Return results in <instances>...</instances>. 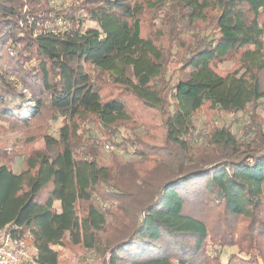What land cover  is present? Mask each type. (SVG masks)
<instances>
[{
  "label": "trees",
  "instance_id": "trees-1",
  "mask_svg": "<svg viewBox=\"0 0 264 264\" xmlns=\"http://www.w3.org/2000/svg\"><path fill=\"white\" fill-rule=\"evenodd\" d=\"M72 2L0 0V128L24 136L0 158V229L36 264H61L67 242L103 264H264V132L194 137L204 105L264 98V0ZM95 130L132 158L106 162Z\"/></svg>",
  "mask_w": 264,
  "mask_h": 264
},
{
  "label": "rangeland",
  "instance_id": "rangeland-1",
  "mask_svg": "<svg viewBox=\"0 0 264 264\" xmlns=\"http://www.w3.org/2000/svg\"><path fill=\"white\" fill-rule=\"evenodd\" d=\"M73 0H51V4L59 9L60 5H70ZM151 15H148L150 17ZM57 18V17H56ZM55 18V19H56ZM149 19V18H148ZM152 19L147 20V25H150ZM65 23L59 19L55 22L51 23V27H63ZM95 25L92 21H86L85 26H93ZM236 66V62L234 58H230L225 63L221 65L219 68L222 73L230 71L234 69ZM177 65H171L170 71H173L177 68ZM177 74V69H176ZM21 102L20 97H7L6 103L10 111L14 110V107ZM27 103H23L22 106L25 108V111L22 113L14 112L15 115H19L21 117H29L31 115V111L27 110ZM146 122L157 125L159 136H164V130L161 129L160 118L154 116L151 119H146ZM194 123L196 128L194 130V137H196V143L200 144L201 140L205 138L206 134H209L212 130L221 126L230 127L233 132L238 137H255V131L264 132V98L258 100L257 103H254L245 111H226L217 108H212L210 105H204L198 112L194 115ZM145 125V124H144ZM58 127L59 124H54L52 126L51 132L58 136ZM141 130V129H140ZM155 132V131H153ZM95 137L98 140L102 141L101 144V152L103 153L104 160L110 161L112 159L113 153L117 154L124 161L131 159L132 156L125 153L124 150L119 149L112 145L111 143L104 140L103 135H101L96 130L93 131ZM156 133V132H155ZM23 132L21 130L11 131V132H2L0 128V158L6 154H12L13 148L15 150L23 149V145L20 144L23 140ZM250 139V138H249ZM161 141V140H160ZM160 141L153 140V143H160ZM33 149H42L44 147V141L37 137V140L31 144ZM2 155V156H1ZM25 153L21 155L15 156L11 165L15 172H19L24 165ZM103 241H107L111 236V233L104 234L102 233ZM32 253L36 254V248L33 244L30 243ZM61 250V264H103V256L98 255L93 250H87L80 246H74L67 242L65 246L60 248Z\"/></svg>",
  "mask_w": 264,
  "mask_h": 264
},
{
  "label": "built area",
  "instance_id": "built-area-1",
  "mask_svg": "<svg viewBox=\"0 0 264 264\" xmlns=\"http://www.w3.org/2000/svg\"><path fill=\"white\" fill-rule=\"evenodd\" d=\"M17 229L16 225L0 229V264H36L28 238Z\"/></svg>",
  "mask_w": 264,
  "mask_h": 264
}]
</instances>
